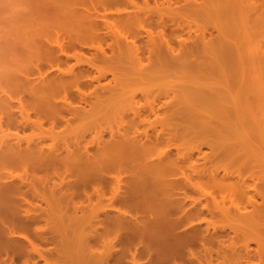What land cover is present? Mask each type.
Here are the masks:
<instances>
[{"label": "bare ground", "instance_id": "1", "mask_svg": "<svg viewBox=\"0 0 264 264\" xmlns=\"http://www.w3.org/2000/svg\"><path fill=\"white\" fill-rule=\"evenodd\" d=\"M202 1L0 0V264H15L18 259L25 260V256V262L32 260V264H39V258L48 260L46 253L33 246L30 234L50 243L52 237L34 225L48 220L58 204L66 212L72 208L71 216L81 212L84 219H92L97 239L114 231L118 236L127 230L128 243L136 237L145 241L143 253L151 257L148 264H264L260 243L256 252L249 246L235 248L234 242L225 244L226 240L218 234H210L208 228L201 229L200 223L195 222L205 208L209 210V205L199 208L197 203L186 200L188 189H200L202 183L226 193L232 190L247 195V180L230 171L219 177L193 168L194 174H186L184 162L194 157L178 156L184 158L182 162L172 158L168 150L153 156L164 139L156 123H217L212 126L224 141L223 156L235 160L243 149L264 153V117L259 113L264 103L263 90L253 87L255 75L263 72L264 50L247 52V40H242L247 37L246 25L251 23H247L248 19L264 18V0H246L250 13L246 16L242 9L241 15L246 16L243 19L235 7L229 10L226 0L217 7L206 6V0ZM206 7L217 8L214 13L221 15L223 22L216 25L211 21L216 34L210 31V37L206 35L207 26L206 32L193 35L188 18L205 12ZM233 14L242 22L234 19ZM214 16L211 17L217 18ZM72 58L76 61L69 65ZM123 59L133 69L131 74L135 73L133 76H139L141 81L150 83L156 74L159 77L155 79L161 81L170 73L179 74L180 78L170 92L152 89L147 83L148 87L140 91L127 90L131 94L123 107L117 104L110 110L104 109L116 112L115 121L123 123L120 128L114 125L117 130L113 126L109 138L104 137L102 130L89 141L83 138L84 132L83 139L77 137L74 141L71 135L73 141H69L70 135L65 132L58 141L56 138L63 130L57 132L56 127L62 124L69 128L67 125L78 114L91 115L94 106L107 102L108 89L113 92L119 84L126 83L134 87L123 77V72H129ZM109 73L110 82H102ZM125 106L127 109L120 111ZM44 123L50 125L46 130ZM144 123L153 124L157 132L141 131L140 125ZM29 127L41 133L31 131L34 137H20L19 133ZM48 138L51 143H47ZM14 170L22 172L15 175ZM124 171L129 173L127 179L121 176L126 175ZM124 187L125 191L121 190ZM108 190L110 203L94 204L104 203ZM256 201L251 202V212H241L238 206L222 207L221 212L264 215V208H260L264 198ZM44 203L46 206H42ZM255 209L261 214H253ZM136 214L147 217L144 225L136 224L141 220ZM179 226L189 230L175 231ZM111 241L106 243L113 245ZM215 241L217 248H213ZM126 251L111 261L105 257V264H121L127 257ZM133 252L130 262L137 264ZM256 255L261 258H256L261 260H256L258 263L253 261Z\"/></svg>", "mask_w": 264, "mask_h": 264}, {"label": "rangeland", "instance_id": "2", "mask_svg": "<svg viewBox=\"0 0 264 264\" xmlns=\"http://www.w3.org/2000/svg\"><path fill=\"white\" fill-rule=\"evenodd\" d=\"M201 1L202 0H200V2ZM223 1L224 0H222V3H221L220 1H217V0H211V1L206 0V6L217 7L218 5H222ZM226 1H227V3H225V4L229 3L228 4L229 10H231L230 8H232V7H233L232 10H233L235 7V10H237V12H239L240 15H241L240 11L242 9L246 10L245 11L246 16L248 13H250V12H248V10H250V9H246V7H245V5L247 3L246 0H244V1L243 0H237V1L232 0L233 2H231V0H226ZM236 4L238 6H236ZM210 7H209V9L211 11H209V9L207 7L205 10L206 13L208 12V15H206L205 12H203V13L201 12V13L195 15L194 17L188 18V20L190 19L192 21L191 22L189 20V24H192L191 25V28H192L191 33L193 35L194 34H200L203 31H205V28H206L205 26H207V31H208V32L205 31L207 37H210V35H208L210 31H213V32L215 31L214 33L216 34V28L212 27V26H214L213 25L214 23H212V25H211V21L215 22V24L218 21L220 22V16L221 15L218 16V15H216V13H214V11L217 8H215V10H213ZM251 13H252V15L254 14L252 11H251ZM213 14L215 15L214 17H217V18H212L211 16ZM230 14L232 16V13H230ZM242 14H244V12ZM233 15H234V19H235L236 16H235V14H233ZM236 15H237V13H236ZM208 16H210V17H208ZM243 16H245V15H243ZM243 16L241 15L240 17L243 19ZM198 17H199V19H198ZM201 17H202V19H201ZM204 17H207L209 19V21L207 22V18L204 19ZM195 18L198 19V20L196 19V21H198L197 23L195 21ZM236 18L239 19V17H236ZM251 18H249L248 19L249 22H247V23H250V22L251 23L246 25L248 30L246 29L247 31H246L245 35H247V37L246 36L245 37L247 39L245 37H241V38H245V39H242L243 41L247 40V44L244 45V49H246L247 52H251V51L255 52L257 50L258 51L260 50V52H261L264 50L263 49L264 48V18L261 21L256 20V19L253 20L252 16H251ZM224 20H225V18H224ZM239 20L242 22L241 19H239ZM209 22H210V24H209ZM222 22H220V23L222 24ZM257 22H259V23H257ZM250 27L253 30L252 33L254 32L253 36H252V33L250 32V30H251ZM208 28H210L211 30H208ZM236 28H235V30H237ZM238 29L241 30V28H238ZM235 32H237L236 35L238 36V31H235ZM186 35L187 34L185 31V36ZM247 45H249V46H247ZM213 47L216 48L217 45H213ZM259 48H262V50ZM107 50H109V49H107ZM86 54L90 55L89 52ZM125 59H123V61L121 60L122 63H124V62L128 63V61ZM69 60H71V59H69ZM75 61H76V59L74 60V58H72V61H70V63L69 62L68 63H69V65L70 64L72 65L71 62L75 63ZM263 66L264 65L261 66L263 69V72H262V74H260V76L255 75L253 73V75L257 76V79L253 83V87L254 88L256 87L258 89H262L263 90V98H264V67ZM127 67H129V63L126 65V69H127ZM62 68H64V67L62 66ZM65 68H67V67H65ZM259 68H258V70H260ZM130 70H131V72H130ZM128 71L129 72H126V73H128L127 75L125 72H123L124 73L123 77H125L127 80H129L128 82H131V83H128V84H133L134 87L131 85L127 86V83H126L127 81H125V83H126L125 85L127 87L124 84H119V87L117 86L118 88L116 87L115 88L116 90L114 89L115 91H117V93H115V96L113 94L115 91L113 90V92H112V91H109V89H108L109 94H106V95H109L108 96L109 99L107 98L108 103L105 101H102V103L99 102L97 104L100 108H98L97 105H96L97 107L94 106L93 107L94 110L90 111V114L92 116L91 115L88 116V114L84 115L83 113H81L82 117H79L78 115H80V114H78L77 115L78 117L77 116L74 117V120H71L72 122L69 125H67V127H69V128H66V125L64 126L62 124H61V126L59 125L58 127H56L55 131L58 130L57 132H59V130H61V129L63 130V131L59 132L60 134H58L59 136H57L56 139L58 140L60 138V136H62V135L64 136L63 133L66 132L65 135H67V136L70 135V136H68L69 141L72 140V136H73L74 141H75V139H78L79 137L82 138V136L85 133L86 135H84L83 138L87 139L89 141V140H91V138L95 137L94 135H97V134H95L96 132L98 133V131L100 132L102 130L104 131V132L102 131L104 134V137L109 138L110 133H111L110 130L111 129L113 130L114 128H115V130H117L116 127H118V128L122 127L123 125L122 126H120V125L123 123H117L114 119L116 112H112V113H111V111L106 112V110H108V108L110 110L111 107H113V106L115 107V105H117V104L119 105V107H123V103L126 102L128 96L131 94V92L140 91V89L148 87V86L149 87L152 86L151 87L152 89L158 88V90H161L162 92H167V91L170 92L173 90V88H175L174 84L178 83V80L180 78L179 74L170 73L169 75H166V77L163 75L164 77L161 81L160 78H159V80H156L159 77L156 74L155 77L156 76H158V77H156V79H155V77L154 78L151 77L150 83H149V81L148 82L144 81V80L141 81V79H139L140 77L137 75L133 76L135 73H133V75L131 74L133 69H131L130 67H129ZM254 71H255V69H254ZM261 71H260V73H261ZM252 72H253V69H252ZM256 72H258V71H256ZM129 74H131V75H129ZM111 78H112V74L109 73L106 76V79L104 78L105 80L102 79V82H104V81L110 82ZM135 78L139 79L142 83L141 82L138 83L139 80L138 81L136 80V82H135L134 81ZM122 79H123L122 82L124 83L125 79L124 78H122ZM132 81H134V82H132ZM154 81H155V83H154ZM122 82H120V83H122ZM147 83H149L148 86L146 85ZM123 85L125 86V88L123 87ZM120 86L123 88H121ZM130 86L133 88H131ZM119 88H121V89H119ZM129 89H131V90L133 89L134 91H131ZM110 90H112V89H110ZM127 90H129L131 92L129 93ZM111 93H112V95H110ZM110 96H112V97H110ZM75 101L73 102L74 103L73 105H75L78 102V101H76V103H75ZM109 103H110V105H109ZM119 107H118V109H119ZM95 108H98L97 111H95ZM87 109H89V107ZM104 109H106V110H104ZM126 109H127V107L125 106L124 108H121L120 111H123ZM98 111H100V113ZM117 111H119V110H117ZM259 113L261 114V117H264V103H262V107L260 108ZM95 114H97L98 116ZM260 114H259V116H260ZM85 116H87L88 118H86ZM83 117H85V119ZM32 118H36V117L32 116ZM107 119H108V121H107ZM248 119L250 120L251 118H248ZM111 120H112V122H111ZM156 124H157V126H156L157 130L159 129V131L161 130L163 132L164 139L161 142H159V144L161 143L160 145L156 146V150L153 153L154 157L158 156L161 152H164L166 150L170 151V155L172 158L176 157V158L181 159L182 156H184V157H187L185 159H188V157L191 156V158L194 157L192 161H188L191 163H188V162L185 163L184 162L185 165L183 166V170L185 171L186 174H189V173L194 174L195 172L193 171V168L196 170H202L203 172H206V173H210L211 175L214 174V175L219 176V177H222L223 174L225 173V171H230V173L234 172V175H237V173H239L240 174L239 177L241 179L247 180V182H248L249 193L247 195L239 194V192L238 193L232 192V190H231V192L227 191V193H226V190H224V192H225L224 193L223 189H220V188L215 187V186L213 188H211V187H209L210 186L209 184H208L209 185L208 186L206 184L203 185V183L201 184L202 186H200V189L197 188V190H196L195 188H192V189L189 188L188 193H187L188 196L186 198L188 203H193V204L197 203L199 208H201V206L203 204L209 205V210H207V208H205L203 210V213L197 217L198 219L197 218L195 219V222L200 223L199 225H200V227H202L201 229L206 230L208 228V230H209L208 232L210 234H218L220 239L223 238L224 240H226L225 244H229V245L231 244L232 245L233 244L232 242H234L235 248H240V246H242V248H243V246H245V247L249 246V248H251L254 252H256L258 250V249L256 250V247L258 246L257 244L260 243V245H261L260 248L264 249V215H263V213H262V215L256 214L255 211L258 213H260V212H259V210L257 211L255 209L254 212H252L253 214L255 213V215L257 216V217H255L253 215L251 216L250 214L241 216V215L235 214L234 212L229 213V214H225V213L223 214L221 212L222 207H231V209H236L237 206L241 208L240 209L241 212H244V210H245V212H249L250 210L253 209V207H252L253 205L251 202H254L256 200L258 202L262 201V197L264 198V153L257 154L255 152H251L249 150L243 149V150H240V152H239L240 156L238 158H235V160H233V158H228L227 156H223L222 153H223V150L225 147L224 141L222 140L221 135H219L218 132H216L217 130H213V129H215V127L212 126V124L216 125L217 123L216 124L215 123H211V124H209V123H206V124L205 123H156ZM161 124H163V125H161ZM207 124H208V126H207ZM114 125H116V127ZM49 126L50 125L48 123L47 124L44 123L43 129L46 130L49 128ZM113 126H114V128H113ZM151 126H152V128H151ZM151 126H150V123H144L143 125L141 124L140 130L143 131L144 129H147L148 131H150V133H153V134L156 133L157 132L156 129L155 130L153 129L154 125L152 124ZM141 127H142V129H141ZM65 128L68 130H66ZM12 129H9V130L12 131ZM38 130H35L36 131L35 132L33 130V128L29 127L28 131H27V129L24 132L21 131L19 133V135H20V137L22 136V138L24 137V139L25 138L28 139L32 136L34 137V135H33L34 132L36 134L41 133L40 130L39 131ZM31 131H34V132H31ZM68 131L69 132L71 131V132L69 133ZM13 132H15V130H13ZM82 132H84V133L82 134ZM29 133L31 134V136ZM72 133L75 134L76 136H74ZM79 133H80V135L78 136ZM90 134L93 136H91ZM55 135H57V133ZM38 136H39V134H38ZM57 140H55V141H57ZM58 141H60V140H58ZM47 143H51L50 138L47 139ZM178 156H181V158ZM183 159H181L182 162L184 161ZM196 161H198V162H196ZM21 172L22 171H20V170H14L13 171V173L15 175H17L18 173H21ZM122 173H123V171L121 172V174ZM124 174H126V175H121V176L124 177L125 179H127V177H128L127 175H129V173L128 172L126 173V171H124ZM178 176L181 177V174ZM233 179L236 180V178H233ZM122 183L121 184L124 186L125 180H123ZM121 190L125 191V187L122 188ZM227 190H229V189H227ZM109 196H110V191L108 190L107 191V197H106L107 199L104 200L105 202L104 203L98 202L97 199L95 198L93 201L94 202L97 201V202L94 204H98V206H103L105 203L109 204L110 203V201L108 200ZM75 200L78 201V199H75ZM58 205L60 207L55 205V207H54L55 211H53V213L51 214V217L48 220H46V221L41 220L37 224L34 225V227L39 226V229L42 231L44 229L45 233L48 236L52 237V240L50 241V243H44V241L39 239L38 236L34 235V233L30 234V239L35 242V243H33L34 244L33 246H35V248H37V249L40 248L41 250L39 249V251H41L42 253L44 252V255L46 253V257L47 258L49 257L48 260L45 261L43 258H39L37 255H35L34 256L35 260H37L39 258V261H38L39 264H44V263L45 264L46 263H48V264H105V261H106L105 259H110V261H111L113 257H116V255H121L122 254L121 252H123L124 250H127L126 251L127 257L124 258L125 260L123 259V262L121 264H131V262H130L131 261V254L130 253L133 251L135 252V255L137 258V262H138L137 264H148L149 262H147V261L151 260V257L149 254H147L146 252L143 253L144 250L146 249L145 248V245H146L145 241H142L140 238L136 237V238H133L132 240H134L135 242L136 241H138V242L134 243V241H130L129 243H132V244L128 243V231L127 230H124V232L122 231L123 233L119 232L118 236L116 234V231H114V233L111 232L109 235H107V237H105L106 239L105 238L104 239L103 238L97 239L94 236L96 231H95V227H94L95 225H93L92 219H90V218L87 219V217H86V219H84L85 216H83L81 212H79V215L76 217H74V215L71 216V215H69V212L73 211L72 208H70V211H67L68 212L67 213L66 209H64L60 204H58ZM42 206H46V204L44 203ZM56 207L57 208L59 207V208L57 209ZM260 208L263 210L264 206H262ZM260 208H257V209H260ZM62 211L65 213L63 214ZM133 211L134 210L131 209L132 214H133ZM61 212H62V214H61ZM263 212H264V210H263ZM139 213L143 214L144 212H139ZM145 213H147V212H145ZM140 214H136V217H137V219L140 218L141 220H138V221L135 219H132V220H135L134 222L137 221L136 224L138 223L137 225L140 224L142 226V225H144L143 220L145 221V219L147 217L145 218V215H140ZM180 215H178V217ZM173 217L177 218L176 216H173ZM128 221H129V219H128ZM129 222H131V221H129ZM184 222L186 224L188 223L187 220H185ZM132 224H133V221H132ZM98 226H100V225H98ZM180 226L175 231L181 230L180 232H183V231H185V229L189 230V228L187 227L189 225L183 226L182 228ZM99 230L102 231V226L100 227ZM46 231H49V232H46ZM166 231L168 233V230H166ZM87 232L89 235L87 234ZM117 233H118V231H117ZM122 234H124V235H122ZM95 238H96L97 242H96ZM108 240H112L111 242L113 245H110V243L107 244L106 242ZM140 240H141V242H140ZM86 241L89 242L91 244V246L89 244H87ZM113 241L116 243V245H114L115 243H113ZM124 241H126V242H124ZM126 243H128L130 246ZM218 245L219 244L215 241L213 248H217ZM86 246H88V247H86ZM128 247H129V249H128ZM130 247H131V249H130ZM263 253H264V250L262 251V254ZM35 254H37V253H35ZM110 254H112V256ZM252 255L255 256V254H252ZM4 257H6V255H4ZM102 257H103V259H101ZM149 257H150V260H149ZM256 258H260V257L259 256L255 257V259H253V261L258 260ZM26 259H27L26 256H25V260H24V258H22L20 260L18 259V260H16L15 264H25V263H27V262H25ZM100 260H101V262H100ZM31 261H29V262H31ZM258 261H256V262L258 263ZM29 262L27 264L33 263V262L32 263H29ZM215 262H217V261H215Z\"/></svg>", "mask_w": 264, "mask_h": 264}]
</instances>
